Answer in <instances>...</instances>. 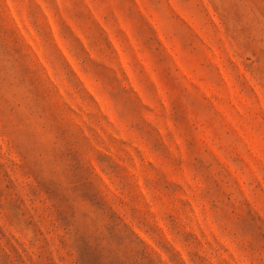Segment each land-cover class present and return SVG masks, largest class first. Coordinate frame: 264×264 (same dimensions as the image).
I'll return each instance as SVG.
<instances>
[{
	"label": "rangeland",
	"instance_id": "rangeland-1",
	"mask_svg": "<svg viewBox=\"0 0 264 264\" xmlns=\"http://www.w3.org/2000/svg\"><path fill=\"white\" fill-rule=\"evenodd\" d=\"M0 264H264V0H0Z\"/></svg>",
	"mask_w": 264,
	"mask_h": 264
}]
</instances>
